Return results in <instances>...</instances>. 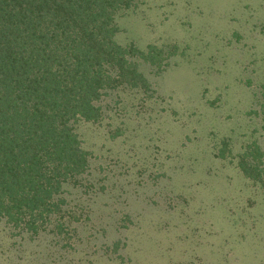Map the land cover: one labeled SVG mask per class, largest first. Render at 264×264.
Instances as JSON below:
<instances>
[{
  "label": "rangeland",
  "instance_id": "374dc122",
  "mask_svg": "<svg viewBox=\"0 0 264 264\" xmlns=\"http://www.w3.org/2000/svg\"><path fill=\"white\" fill-rule=\"evenodd\" d=\"M119 15L120 45L165 60L140 62L147 91H108L100 124L77 126L92 162L66 187L75 245L0 220V264H264V0H134ZM250 147L259 182L238 167Z\"/></svg>",
  "mask_w": 264,
  "mask_h": 264
},
{
  "label": "trees",
  "instance_id": "16d2710c",
  "mask_svg": "<svg viewBox=\"0 0 264 264\" xmlns=\"http://www.w3.org/2000/svg\"><path fill=\"white\" fill-rule=\"evenodd\" d=\"M133 1L0 0V220L18 234L75 245L80 217L66 187H78L92 162L77 129L100 124L108 91H147L141 61L165 60L155 46L115 40ZM250 149L238 167L259 182L263 154Z\"/></svg>",
  "mask_w": 264,
  "mask_h": 264
}]
</instances>
